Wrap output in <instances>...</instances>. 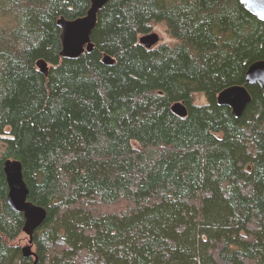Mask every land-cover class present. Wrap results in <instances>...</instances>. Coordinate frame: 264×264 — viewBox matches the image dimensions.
<instances>
[{
  "label": "trees",
  "instance_id": "obj_1",
  "mask_svg": "<svg viewBox=\"0 0 264 264\" xmlns=\"http://www.w3.org/2000/svg\"><path fill=\"white\" fill-rule=\"evenodd\" d=\"M90 5L0 0V264H264V95L246 80L264 20L240 0H108L94 48L61 56L57 20ZM158 26L169 40L139 41ZM233 84L240 116L217 100ZM7 158L46 209L36 262Z\"/></svg>",
  "mask_w": 264,
  "mask_h": 264
},
{
  "label": "water",
  "instance_id": "obj_2",
  "mask_svg": "<svg viewBox=\"0 0 264 264\" xmlns=\"http://www.w3.org/2000/svg\"><path fill=\"white\" fill-rule=\"evenodd\" d=\"M107 1L91 0V5L85 15L72 19L61 16L58 19V24L61 27V55L78 57L85 50L91 51L94 48L91 33L98 21V11ZM240 1L260 19L264 20V0ZM139 39L147 47H151L161 40V36L158 32L152 31L143 34ZM104 60L107 63L112 62L109 57H105ZM37 65L44 73H47L48 62L46 60L38 59ZM246 80L248 83H258L264 95V59L256 60L249 65L246 71ZM251 99V93L243 84L230 85L218 94V101L231 106L233 113L237 116L243 113ZM172 109L181 116L187 114V107L179 101L172 105ZM3 169L9 183L7 201L12 208L23 212L25 217L23 230L29 235L30 243L23 246V253L25 256L35 255L31 249L33 232L46 217V209L28 200L29 188L24 180L22 162L19 159H5Z\"/></svg>",
  "mask_w": 264,
  "mask_h": 264
},
{
  "label": "bare ground",
  "instance_id": "obj_3",
  "mask_svg": "<svg viewBox=\"0 0 264 264\" xmlns=\"http://www.w3.org/2000/svg\"><path fill=\"white\" fill-rule=\"evenodd\" d=\"M60 18V17H59ZM57 23H58V20H57ZM59 25V24H58ZM60 26V25H59ZM61 28V27H60ZM94 29V28H93ZM153 31H155V30H153ZM152 32V31H151ZM61 34V33H60ZM61 37V36H60ZM139 41H140V39H139ZM62 42V41H61ZM141 42V41H140ZM142 43V42H141ZM142 44H144V43H142ZM157 44V43H156ZM156 44H154V45H156ZM145 45V44H144ZM154 45H152V46H154ZM146 46V45H145ZM151 46V47H152ZM147 47V46H146ZM61 50H62V48H61ZM60 53H61V51H60ZM61 56H63V55H61ZM63 57H67V56H63ZM105 57H109V59H111L112 60V62H110V63H113L114 62V58L113 57H111L110 55H108V54H106V55H104V57H103V61L105 62V60H104V58ZM45 60V59H44ZM37 63V62H36ZM105 63H107V62H105ZM38 66V65H37ZM39 68V67H38ZM40 69V68H39ZM41 70V69H40ZM42 71V70H41ZM43 72V71H42ZM226 88V87H225ZM223 90V89H222ZM219 94V93H218ZM217 100H218V95H217ZM175 102H178V101H175ZM174 102V103H175ZM179 102H181L182 104H184L182 101H179ZM219 102V101H218ZM173 103V104H174ZM220 103V102H219ZM172 104V105H173ZM221 104H223V103H221ZM185 105V104H184ZM228 105V104H227ZM186 106V105H185ZM231 107V106H230ZM231 110H232V108H231ZM174 111V110H173ZM175 112V111H174ZM233 112V111H232ZM178 114V113H177ZM180 115V114H179ZM236 115V114H235ZM237 116V115H236ZM255 134V133H254ZM5 161V160H4ZM3 164H4V162H3ZM23 171V170H22ZM6 174V173H5ZM24 177V176H23ZM6 179H7V176H6ZM25 180V179H24ZM8 182V181H7ZM28 185V184H27ZM8 186H9V183H8ZM29 188V187H28ZM9 192V191H8ZM29 200V199H28ZM29 201H31V200H29ZM33 202V201H32ZM10 205V204H9ZM11 206V205H10ZM12 207V206H11ZM14 209V208H13ZM16 210V209H15ZM18 211V210H17ZM21 212V211H20ZM23 213V212H22ZM24 215V214H23ZM244 217V216H243ZM25 218V217H24ZM25 232V231H24ZM26 233V232H25ZM27 234V233H26ZM28 235V234H27ZM28 237H29V235H28ZM32 240H33V237H32ZM232 240V239H231ZM230 242V241H229ZM28 243H30L29 242V239H28ZM27 243V244H28ZM27 244H25V245H27ZM24 245V246H25ZM23 249V248H22ZM31 249H32V243H31ZM33 251V250H32ZM238 253V252H237ZM31 256V255H30ZM32 256H34L35 257V262H36V253H35V255H32ZM224 260H225V258H224Z\"/></svg>",
  "mask_w": 264,
  "mask_h": 264
},
{
  "label": "rangeland",
  "instance_id": "obj_4",
  "mask_svg": "<svg viewBox=\"0 0 264 264\" xmlns=\"http://www.w3.org/2000/svg\"><path fill=\"white\" fill-rule=\"evenodd\" d=\"M155 31L158 32V33L160 34V36H161V40H162V41H164V40H169V36L167 35V33L165 32V30L163 29V27L158 26V27L155 28ZM159 42H160V41H159ZM159 42H158V43H159ZM199 101H200V102H204V101H205L204 96H201V97L199 98ZM2 136H3V135L0 134V139H1ZM24 245H25V244H24Z\"/></svg>",
  "mask_w": 264,
  "mask_h": 264
}]
</instances>
